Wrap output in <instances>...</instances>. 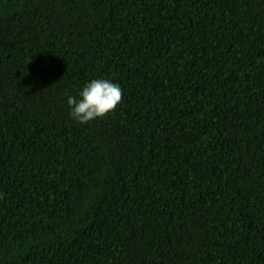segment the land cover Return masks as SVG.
<instances>
[{"label":"trees","instance_id":"16d2710c","mask_svg":"<svg viewBox=\"0 0 264 264\" xmlns=\"http://www.w3.org/2000/svg\"><path fill=\"white\" fill-rule=\"evenodd\" d=\"M0 264H264V0H0Z\"/></svg>","mask_w":264,"mask_h":264},{"label":"clouds","instance_id":"9594fccd","mask_svg":"<svg viewBox=\"0 0 264 264\" xmlns=\"http://www.w3.org/2000/svg\"><path fill=\"white\" fill-rule=\"evenodd\" d=\"M121 100L119 85L106 78L86 82L77 97L67 96L69 116L78 124H87L112 112Z\"/></svg>","mask_w":264,"mask_h":264}]
</instances>
